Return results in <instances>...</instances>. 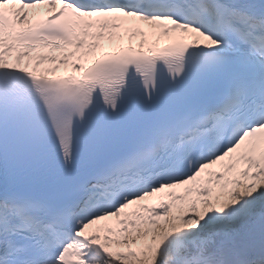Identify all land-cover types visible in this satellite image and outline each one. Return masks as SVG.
Returning a JSON list of instances; mask_svg holds the SVG:
<instances>
[{"label": "snow or ice", "instance_id": "snow-or-ice-1", "mask_svg": "<svg viewBox=\"0 0 264 264\" xmlns=\"http://www.w3.org/2000/svg\"><path fill=\"white\" fill-rule=\"evenodd\" d=\"M0 264H264V0H0Z\"/></svg>", "mask_w": 264, "mask_h": 264}, {"label": "bare ground", "instance_id": "bare-ground-1", "mask_svg": "<svg viewBox=\"0 0 264 264\" xmlns=\"http://www.w3.org/2000/svg\"><path fill=\"white\" fill-rule=\"evenodd\" d=\"M162 41H165V40H162ZM162 41H161V42H162ZM43 66H47V65H43Z\"/></svg>", "mask_w": 264, "mask_h": 264}]
</instances>
